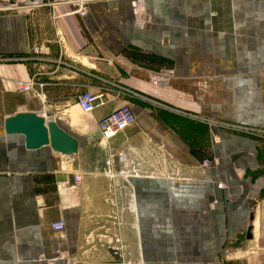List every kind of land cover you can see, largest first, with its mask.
<instances>
[{
    "label": "crops",
    "instance_id": "1",
    "mask_svg": "<svg viewBox=\"0 0 264 264\" xmlns=\"http://www.w3.org/2000/svg\"><path fill=\"white\" fill-rule=\"evenodd\" d=\"M88 1L0 0V264H264V0H142L143 26L137 0ZM84 91L110 101L86 114ZM125 104L135 121L105 145ZM23 113L75 137L77 164L8 134Z\"/></svg>",
    "mask_w": 264,
    "mask_h": 264
},
{
    "label": "built area",
    "instance_id": "2",
    "mask_svg": "<svg viewBox=\"0 0 264 264\" xmlns=\"http://www.w3.org/2000/svg\"><path fill=\"white\" fill-rule=\"evenodd\" d=\"M88 0H11L10 9L17 10L22 8L28 9H41V8H51L55 9L59 6H70L72 9L69 11L70 15H78L80 17L86 16L89 12L88 10ZM136 12V24L138 26H143L145 24L146 12L143 9L142 0H137L135 5ZM168 82V77L158 76L152 78V84L154 86H159L161 84H166ZM35 81H19L16 83V89L20 93L32 92L35 88ZM126 95L131 98L138 97L132 92H128ZM109 95L107 92H91L84 91L80 93L76 102L82 112L86 114H92L96 109L104 107L109 102ZM44 116L43 114H39ZM45 117V116H44ZM135 121V116L131 110V107L127 104L122 105L120 108L104 117L98 122V129L101 133L102 142L107 145L109 140L116 136L118 133L126 130ZM118 157H123V153H118ZM111 159L107 161V166L111 167ZM204 165H207L205 162ZM128 171L125 169L122 171L123 176H127ZM83 183V174L74 172L71 181H66L61 183L62 188L74 187L80 188ZM52 228L55 231H64L65 223L63 221H58L52 224Z\"/></svg>",
    "mask_w": 264,
    "mask_h": 264
},
{
    "label": "water",
    "instance_id": "3",
    "mask_svg": "<svg viewBox=\"0 0 264 264\" xmlns=\"http://www.w3.org/2000/svg\"><path fill=\"white\" fill-rule=\"evenodd\" d=\"M8 134L23 135L29 150L50 147L55 153L74 159L79 150L78 140L62 129L56 120L35 113H23L8 118L5 122Z\"/></svg>",
    "mask_w": 264,
    "mask_h": 264
}]
</instances>
